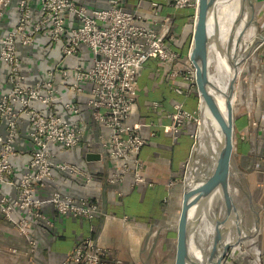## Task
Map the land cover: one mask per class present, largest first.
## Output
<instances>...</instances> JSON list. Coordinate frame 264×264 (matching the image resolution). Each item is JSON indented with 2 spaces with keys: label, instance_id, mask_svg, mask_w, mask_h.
<instances>
[{
  "label": "built area",
  "instance_id": "2783aa9c",
  "mask_svg": "<svg viewBox=\"0 0 264 264\" xmlns=\"http://www.w3.org/2000/svg\"><path fill=\"white\" fill-rule=\"evenodd\" d=\"M198 1L161 0V3L174 11L185 8L195 11ZM151 6L153 10L145 17L136 10L123 9L121 0H107V6L100 9H90L75 0H0V61L7 67L8 84L7 93L0 96V121L5 125V133L0 135V184L15 192L9 198L0 190V216L24 239L27 250L23 256L32 264L37 240L31 221L52 225L43 211L46 205L51 206L55 215L88 221L101 212L100 200L95 198L73 197L59 191H52L45 198L38 195L54 174L81 178L85 183L93 179L92 174L79 166L55 160L52 146L64 149L79 146L85 129L82 122H71L51 111L52 104L59 103L68 115L76 116L80 113L76 97L85 95L90 116L101 129L96 137L100 156L115 161L105 178L106 184H119L129 177L130 187L151 186L142 176L143 162L139 155L145 140L139 134L140 125L127 120L135 102L137 79L146 62L150 58L162 63L179 59L172 45L175 39L171 16L160 15L158 2H152ZM6 15L10 19H5ZM39 37L57 46L60 59L46 71L44 78L27 84L21 52L30 49ZM188 73L195 87L192 66ZM61 89L64 94L59 93ZM21 117L28 121L33 149L25 171L14 179L12 159L19 153L13 141ZM186 123L198 127V110L174 105L168 127L177 134ZM172 184L168 182L167 186ZM127 220L125 216L120 218L123 223ZM8 252L17 254L12 248ZM107 254L106 247L84 236L77 241L71 257L60 264H101Z\"/></svg>",
  "mask_w": 264,
  "mask_h": 264
},
{
  "label": "crops",
  "instance_id": "0c3cea01",
  "mask_svg": "<svg viewBox=\"0 0 264 264\" xmlns=\"http://www.w3.org/2000/svg\"><path fill=\"white\" fill-rule=\"evenodd\" d=\"M75 2L90 9L107 6V0ZM152 2L159 3L158 11L161 16H171V20L174 19V14L163 13L167 7L161 0H121V7L129 11L136 10L147 17L153 10ZM252 3L256 23L264 24V0H252ZM5 19L10 18L6 15ZM21 59L26 83L32 84L44 78L46 71L58 62L60 57L56 45L39 37L30 49L21 52ZM190 71L191 65L183 54H179L176 61L167 63L150 58L137 79L135 102L130 108L127 121L140 125L139 134L145 140L139 155L143 162L142 176L151 186L139 184L130 187L129 177L119 184H106L105 178L114 168L115 161L100 156L101 149L96 143V137L101 133V129L90 116V111L85 105V95L76 97L80 109L76 116L68 115L59 103L49 107L51 111L63 115L71 122H82L85 129L79 146L71 149H64L60 145L52 146L56 152L55 160L77 165L92 174L93 179L90 183H85L81 178L54 174L45 188L38 191V195L45 198L52 191H59L73 197L95 198L100 200L101 212L88 221L70 215H55L51 206L46 205L43 211L52 220V225L46 226L36 219L31 221V228L37 240L35 264H60L69 259L77 241L84 236H89L94 242L108 249V254L102 258L101 264L174 263L175 222L181 198L179 185L193 143L195 127L186 123L174 134L168 124L170 113L176 104L190 111L198 110L199 98L195 87L189 81ZM6 76L7 67L0 61V96L8 91ZM176 89L180 90V93L176 92ZM259 90L261 94L256 97L260 99L257 103V118L261 129L262 125L264 126V99L261 100L264 91L260 88ZM84 91H87L85 85ZM59 93L64 94V90L61 89ZM28 132V121L21 117L13 141V147L19 153L12 159L14 179H18L25 171L33 149ZM4 133L5 125L0 121V135ZM150 133H154V136H150ZM255 141L259 147L256 150L255 165L248 173L249 179L251 178L248 186L251 197L247 194L246 196L250 211L251 207L257 208L256 204L262 200V210L257 213L259 230L246 243L232 247L223 264H257L258 261L264 264V136H257ZM88 143L90 146H87ZM242 147L240 146V151L243 150ZM88 153L98 154L99 159H86ZM250 164L251 162L245 166ZM168 182L173 183L171 187L167 186ZM0 190L9 198L14 197V190L6 185L0 184ZM124 216L128 219L126 223L120 221ZM199 218L202 221L203 218ZM252 219L254 225V215ZM11 248L15 249L17 254L9 253L8 249ZM26 250L24 239L0 216V264H32L23 256Z\"/></svg>",
  "mask_w": 264,
  "mask_h": 264
},
{
  "label": "water",
  "instance_id": "95a60500",
  "mask_svg": "<svg viewBox=\"0 0 264 264\" xmlns=\"http://www.w3.org/2000/svg\"><path fill=\"white\" fill-rule=\"evenodd\" d=\"M217 2L218 0H199L193 15L194 20L187 58L194 70L195 87L199 97L198 114L200 123L196 128L194 141L185 166V175L180 187L181 198L175 222L176 236L173 264H207V256H204L201 261H197L194 256L195 250L200 251L202 248L192 240L194 228L193 224H191V217L207 202L217 187H221L222 189L221 198L224 207V215L220 221H216L213 224L211 253L208 255L209 259L211 260L216 249L218 254L213 264H222L229 250L242 242L244 238H248V236H239L238 232L236 239L231 242H224L225 235L229 233L233 225L240 229L237 219V210L231 195V185L229 183L230 177L233 174L231 168L233 167L232 157L234 148V116L231 96L234 93V83L237 77L236 72L239 62L233 61L227 52V48L223 49L217 35V24H214L213 21L211 32L207 29L208 19L211 17L213 20ZM209 47L213 49L217 56L220 58L222 57L226 61L230 71V79L223 94L219 92V89L207 75L204 57ZM203 97H206L209 101L216 119L219 118L217 102H222L224 104L225 113L223 114V120L220 126L222 141L213 168L209 174L203 176L198 172L190 181L186 182L188 166L195 162V152L198 148V136L202 124L201 108ZM86 159H99V155L88 153ZM234 171L239 172L236 167ZM251 209L255 219L253 232L256 233L259 223L258 214L253 207H251ZM197 219L195 220L196 223Z\"/></svg>",
  "mask_w": 264,
  "mask_h": 264
},
{
  "label": "rangeland",
  "instance_id": "374dc122",
  "mask_svg": "<svg viewBox=\"0 0 264 264\" xmlns=\"http://www.w3.org/2000/svg\"><path fill=\"white\" fill-rule=\"evenodd\" d=\"M246 9V10H245ZM244 10V11H243ZM175 12V13H174ZM242 12V13H241ZM164 14L173 15L171 23V30L174 34V42L172 45L176 49H179L180 52L187 58V53L191 40L192 33V24L194 20V11L190 8H185L181 10L174 11L170 8H165L163 11ZM248 15V20L254 23V27L249 28L250 32L255 36L254 41H252L248 46L245 43H241L240 48L243 51L241 56V61L238 63L237 70L238 76L236 77L234 83V93H233V116H234V148H233V157H232V176L230 177L229 183L231 185V192L233 195V201L236 210L239 212L241 217V226L242 232L252 231L253 212L250 211L247 196L251 197V191L249 189V184L251 183V178L249 179L248 173L255 165V157L257 155L258 145L256 144L255 138L257 136H264V126L262 125L261 129L259 127L258 118H257V103L259 98L257 94L260 93V89L264 91V24H258L255 21V11L253 8V3L251 0V6L245 7L242 5L240 14ZM254 20V21H253ZM239 21L233 23L232 29L233 33L239 27ZM242 28H245L242 26ZM248 30V31H249ZM221 39H222V35ZM248 32L244 35V40H248ZM240 44V43H239ZM223 45L232 51V46L230 41L223 42ZM212 55V54H211ZM206 71L208 74L212 73L215 69V62L213 57L205 58L204 60ZM208 62V63H206ZM209 70V71H208ZM210 72V73H209ZM220 82L224 83V80L220 78ZM264 99V93H262ZM199 98V97H198ZM199 102V100H198ZM260 116V115H259ZM210 117H213V113H210ZM263 124V123H262ZM196 130V128H195ZM194 141V137H193ZM208 141L216 147V140L213 137H209ZM242 145L244 147H242ZM240 146L243 150L240 151ZM246 146V147H245ZM248 156V158H247ZM195 165L194 168L199 171L203 176H207L213 168V158L210 156L209 151L207 150L204 143L197 148L195 152ZM250 165L245 166V164ZM240 164H242L240 166ZM244 164V165H243ZM245 166V167H244ZM238 168L239 172H235L234 168ZM247 169V171H246ZM185 170L180 181L179 187L182 185L183 177L185 175ZM264 176V175H263ZM247 194V196H246ZM262 200L256 204L257 208L254 210L258 213L262 206ZM242 203V204H241ZM253 203V202H252ZM240 204V205H239ZM254 205V203H253ZM211 208H213L211 206ZM259 209V210H258ZM179 207H177V212ZM215 211L218 212L219 217L215 221H220L224 215V207L222 206L221 201L218 200L215 206ZM197 219V211L191 217V224ZM240 220V217H239ZM207 221L203 218L202 221L198 223V226L194 229V234L196 240L202 247L208 245L209 239L212 235V230L208 232ZM201 227V229H200ZM233 232L236 234L239 232V229L233 225ZM259 230V223L257 232ZM256 232V233H257ZM255 234L252 236L254 237ZM249 241V238H244L242 242ZM240 242L239 244H241ZM238 244V245H239ZM240 246H238L239 248Z\"/></svg>",
  "mask_w": 264,
  "mask_h": 264
},
{
  "label": "bare ground",
  "instance_id": "6f19581e",
  "mask_svg": "<svg viewBox=\"0 0 264 264\" xmlns=\"http://www.w3.org/2000/svg\"><path fill=\"white\" fill-rule=\"evenodd\" d=\"M242 5L245 7H250L251 6V0H218L215 12H214V17L213 20L210 17L208 19L207 25H208V31L211 32V29L213 28V21L214 24H217V35L219 38V41L221 45L224 48H227L223 45V42L230 41L231 46H232V51L228 50L227 52L229 56L233 59L234 62H240L241 61V56L243 51L240 48L241 43H245L246 46H248L252 41H254L255 36L250 32L249 28L254 27V23L248 20V15L247 13L241 16L240 10ZM246 10V9H245ZM244 11V10H243ZM242 13V12H241ZM239 21V27L236 29V31L233 33L232 25L234 22ZM254 21V20H253ZM244 26L245 28H242ZM253 29V28H252ZM249 30V31H248ZM248 32V40H244V35ZM222 35V39L221 36ZM240 43V44H239ZM242 46V45H241ZM212 54V55H211ZM210 56L213 57V60L215 62V69L212 73L208 74L209 79L213 82V84L219 89L220 93H224L227 87V84L230 79V71L228 69V66L226 64V61L221 57L217 56L213 49L211 47L208 48V50L205 52V58H209ZM218 57V58H217ZM219 59V60H217ZM208 63V62H206ZM209 71V70H208ZM238 76V70L236 72ZM220 78L224 80V83L220 82ZM233 94L231 96V104L233 106ZM217 107L219 111V118L216 119L214 114L213 117H210V113L212 112L211 106L209 104V101L207 100L206 97L202 98V108H201V113H202V124L200 127L199 131V136H198V147L201 145V143H204L206 146L207 150L210 153V156L213 158V162H215L216 155L218 153L219 146L222 141V133H221V123L223 120V114L225 113V107L222 102H217ZM213 113V112H212ZM209 137H213L216 140V147H213V145L208 141ZM195 162L193 164L191 163L188 166L187 170V176H186V182L190 181L199 171L194 168ZM214 165V163H213ZM222 189L221 187H217L215 192L209 197L207 202L201 206L197 212V223H193V228L195 229L198 226V223L200 222V218H205L207 221V229L208 232L210 230L213 231V224L216 222L217 218L219 217L218 212L215 211V206L217 203V199H219L222 203ZM232 195V192H231ZM233 197V195H232ZM216 201V202H215ZM211 206L213 208H211ZM223 206V203H222ZM238 211H237V219H238V225H239V236L241 237H247L250 239L252 238L253 234H255L254 231V226L252 227V231L249 232L246 230V232H242V226H241V215L238 216ZM240 217V220H239ZM203 220V219H201ZM201 229V227H200ZM233 226L231 227L229 233L225 235L224 237V242H231L234 239H236V232H233ZM211 239L212 235L209 239L208 245L205 247H202L199 242L195 238L194 230L192 234V240L194 243L199 245L202 250H195L194 256L196 257L197 261H201L204 256H207V264H213L215 257L218 254V251L215 249L214 255L209 259L208 255L211 253Z\"/></svg>",
  "mask_w": 264,
  "mask_h": 264
},
{
  "label": "trees",
  "instance_id": "16d2710c",
  "mask_svg": "<svg viewBox=\"0 0 264 264\" xmlns=\"http://www.w3.org/2000/svg\"><path fill=\"white\" fill-rule=\"evenodd\" d=\"M173 46H174V45H173ZM173 49H174L176 52H178L179 54H182V53L180 52L179 49H176L175 47H173Z\"/></svg>",
  "mask_w": 264,
  "mask_h": 264
},
{
  "label": "flooded vegetation",
  "instance_id": "af4514ba",
  "mask_svg": "<svg viewBox=\"0 0 264 264\" xmlns=\"http://www.w3.org/2000/svg\"><path fill=\"white\" fill-rule=\"evenodd\" d=\"M223 264V263H222Z\"/></svg>",
  "mask_w": 264,
  "mask_h": 264
}]
</instances>
